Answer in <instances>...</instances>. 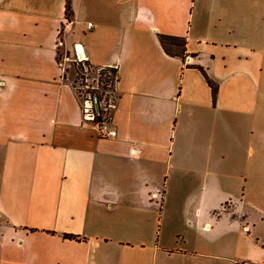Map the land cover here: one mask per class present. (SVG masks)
Masks as SVG:
<instances>
[{"label":"crops","instance_id":"crops-1","mask_svg":"<svg viewBox=\"0 0 264 264\" xmlns=\"http://www.w3.org/2000/svg\"><path fill=\"white\" fill-rule=\"evenodd\" d=\"M76 43L117 68L114 137ZM0 264H264V0H0Z\"/></svg>","mask_w":264,"mask_h":264},{"label":"trees","instance_id":"trees-1","mask_svg":"<svg viewBox=\"0 0 264 264\" xmlns=\"http://www.w3.org/2000/svg\"><path fill=\"white\" fill-rule=\"evenodd\" d=\"M61 33V31H60ZM159 41L164 51L169 55H176L184 58L186 51V38L184 36L158 34ZM75 76L73 79V86L79 91L82 89L84 80L91 78V83L86 89L92 96L96 95L98 102L106 100L112 94L115 93V85L118 80V71L114 66H100L96 67L90 63L87 59L81 61H74ZM199 69L203 72L206 80L211 88L212 99L214 100L217 94V83L210 79L205 70L199 66ZM96 85H92L93 83ZM104 114L102 107L97 111L96 119L100 120ZM63 237L80 240L81 237L74 234H63Z\"/></svg>","mask_w":264,"mask_h":264},{"label":"built area","instance_id":"built-area-1","mask_svg":"<svg viewBox=\"0 0 264 264\" xmlns=\"http://www.w3.org/2000/svg\"><path fill=\"white\" fill-rule=\"evenodd\" d=\"M88 28H91L92 25L88 24ZM59 43H61V40L59 38ZM69 59H72L74 62L75 60L81 61L83 60V49L80 46L79 43H76L74 45V55L70 58L69 54L63 53L62 55H59V66L63 70H65V62ZM189 59V56L186 57V60ZM85 84H83L82 89L79 90V94L81 95V119L83 123H90L93 125V127L96 129L98 135L100 137H114L116 136V129L111 124V112L113 108L115 107V94H112L110 97H108L106 100L102 101V105L99 102V109L100 107L103 108L104 114L100 120L96 119L97 111L95 109L93 96L87 92V88L89 87V84L91 83V78H86L84 80ZM92 85H96L94 82ZM154 197H156V194H154ZM159 198V197H158Z\"/></svg>","mask_w":264,"mask_h":264},{"label":"water","instance_id":"water-1","mask_svg":"<svg viewBox=\"0 0 264 264\" xmlns=\"http://www.w3.org/2000/svg\"><path fill=\"white\" fill-rule=\"evenodd\" d=\"M93 100H94L95 109H96V111H98L99 110V102H98L96 95L93 96Z\"/></svg>","mask_w":264,"mask_h":264}]
</instances>
